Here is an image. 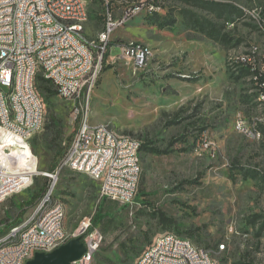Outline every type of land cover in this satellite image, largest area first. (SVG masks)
<instances>
[{"label": "rangeland", "instance_id": "1", "mask_svg": "<svg viewBox=\"0 0 264 264\" xmlns=\"http://www.w3.org/2000/svg\"><path fill=\"white\" fill-rule=\"evenodd\" d=\"M109 1L116 17L133 4L156 2L160 17L168 14L176 22L165 27L150 23L147 14L157 10L145 8L114 32L106 58L95 50L99 73L89 101L90 123H107L168 153L139 152L138 194L131 202L109 203V217L95 228L103 237L89 264H134L162 233L190 237L220 264H264V94L258 97L248 78L237 80L228 72L232 61L247 54L258 66L264 63V0H215L233 2L244 11L227 29L241 43L228 47L184 26V8L217 20L204 4ZM89 11L91 33L86 30V35L100 43L105 1L94 0ZM122 41L149 45L153 57L148 65L140 68L122 57L127 55L116 45ZM39 95L44 128L26 139L28 147L4 148L16 168L28 173L29 184L0 202V236L28 220L45 197L49 186L35 205L27 204L44 187L45 173L59 164L78 127L72 101L58 94ZM6 143H13V136ZM89 175L64 168L52 191V203L66 204L69 235L89 219L91 224L102 200L101 179ZM22 208L26 211L20 215ZM157 210L175 224L160 223ZM196 228L193 236L187 233Z\"/></svg>", "mask_w": 264, "mask_h": 264}, {"label": "built area", "instance_id": "2", "mask_svg": "<svg viewBox=\"0 0 264 264\" xmlns=\"http://www.w3.org/2000/svg\"><path fill=\"white\" fill-rule=\"evenodd\" d=\"M84 2L0 1V54H4V61H0V202L29 184L28 173L16 168L11 154L4 148L10 146L12 150L40 131L39 107L44 104H39L32 94L34 54H42L46 74H50L58 95L73 102V120L78 122L59 164L52 172L45 173L53 179L48 192L25 218L33 219V228L21 236H0V264H24L33 253L54 250L83 235H86L87 250L76 263H90L102 241V234L97 229L87 233L89 219L73 235H66L67 214L60 213V206L66 204L59 200V207H52L54 181L64 168L73 170V164H82L83 168L87 159H95L94 174L89 176L96 179L98 175H105L101 198L131 202L139 191L142 141L133 142V136L118 135L107 123L91 124L89 101L99 73V67H94L95 50H102V57L106 51L111 52L113 34L124 26L127 15H138L145 8H157L159 13L160 6L154 2H140L116 17L110 10V1L105 0L103 37L100 43H91L83 25L71 24V15L84 14ZM59 14H68L69 22H59ZM119 48H127V56L122 57L131 58L140 68L146 67L153 57L151 47L143 42H122ZM9 79H17L16 98H9ZM9 108H16L18 120L9 121ZM238 127L243 130L241 124ZM6 136H13V143H6ZM111 149H119V156H111ZM104 160H113L110 172H101ZM38 209H45L42 221H35ZM224 248V243L219 245L220 250ZM134 264H220V259L196 245L190 237L166 234L157 237L155 246L147 245L145 255L139 256Z\"/></svg>", "mask_w": 264, "mask_h": 264}, {"label": "trees", "instance_id": "3", "mask_svg": "<svg viewBox=\"0 0 264 264\" xmlns=\"http://www.w3.org/2000/svg\"><path fill=\"white\" fill-rule=\"evenodd\" d=\"M93 1V0H92ZM101 1V0H97ZM191 3L204 4L206 7H210L211 12L215 14L217 20H208L206 18H202L199 14L192 11L190 8H184L181 10L183 24L187 29L197 30L201 33H204L206 36L211 38L212 40L221 43L225 47L230 45L238 46L241 43V40H235L234 37L230 36L228 32V26L231 23L236 21V18L241 17L244 13L243 8L238 6L233 2H219L215 0H188ZM157 4L156 2H154ZM159 5V4H157ZM152 16L149 19L150 23L159 25L161 27L172 26L175 24V19H168V14L165 17H160L158 12L153 14H147ZM236 17V18H235ZM123 42V41H122ZM121 42V43H122ZM109 52L106 51L103 54V58L108 56ZM106 68H104L105 70ZM228 72L231 77H235L237 80H241L242 78H248L249 81L253 84V87L256 89V95L259 97L261 93L264 94V63L258 66L254 61H252L251 56L247 54L245 58L240 57L237 60L231 62L228 68ZM42 74H39L36 78V87L39 92L49 93V94H58L52 82ZM173 122H177L174 120ZM145 150L151 153L163 154L168 153V150H163L155 146H150L149 144L142 141L140 146V151ZM56 166L51 168L54 170ZM247 177V176H246ZM254 177V176H253ZM49 177H46V181L44 187H42L38 192H34L30 199L27 201L28 206L35 205L41 197L46 193L47 188L49 186ZM116 202V200H111L108 198H102L99 207L96 211V214L91 218V224L89 226L88 232L93 231L96 227L102 224V218L109 217V203ZM25 209L22 208L21 214L25 213ZM157 216L159 218V222L163 223L166 226H172L175 224V220L172 217H168L165 212L162 210H157ZM103 218V219H104ZM199 229H193L190 232H187L191 236L195 234V231ZM86 235L82 236V241L84 242V238ZM151 243V242H150ZM149 243V244H150ZM148 244V245H149ZM144 251V250H143Z\"/></svg>", "mask_w": 264, "mask_h": 264}, {"label": "bare ground", "instance_id": "4", "mask_svg": "<svg viewBox=\"0 0 264 264\" xmlns=\"http://www.w3.org/2000/svg\"><path fill=\"white\" fill-rule=\"evenodd\" d=\"M91 1L92 0H85L84 14L71 15V24L73 26L83 25V27H85L86 23L88 22L89 5ZM146 9L149 10L150 12L152 11L154 12L157 10V8H146ZM135 15L136 14L127 15L124 18V24L128 22ZM59 22H69V15L59 14ZM102 37H103V30H101V32L99 33L98 39L101 41ZM91 43L93 42L91 41ZM121 54L127 55V48H121ZM0 61H4V54H0ZM33 63H34V68L32 70V78L34 79L35 83H32V94L34 96V99L37 100L39 104H44L41 96L39 95L37 87H36V78L39 74H42L43 77L50 80V74H46V67H45V62H44V58L42 57V54H34ZM98 64L99 63L97 62L96 56H95L94 67H98ZM16 87H17V79H9V98H16V95H17ZM16 120H18V113H16V108H9V121H16ZM101 123H104V122H101ZM44 125H45V106L42 105L39 107L40 130L44 128ZM118 135H125V134L118 133ZM126 135L133 136L130 134H126ZM7 138L8 136H6V142H7ZM133 142H141V140L137 138L136 136H133ZM23 145L27 146L25 142H21L19 143V145H16V146H23ZM111 156H119V149H111ZM112 167H113V160H104V163H102L101 165V172H110ZM73 168L86 172V173L94 174L95 159H87V161H85V166L83 168H82V164H73ZM97 178L101 179V187H104L105 175H98ZM55 184H56V180L54 181L53 189L55 187ZM100 194L102 196L101 188H100ZM52 207H59V202L52 203ZM60 213L67 214L66 205L60 206ZM44 217H45V209H38L35 212V221H42ZM32 228H33V219H28L21 225L14 227V229L12 228L9 232L4 234L3 236H21L22 234L26 233V231H30V229ZM166 234H171L174 237H185V236H181L175 233H162V234L157 235L149 246H155V244H157V237H164L166 236ZM66 235H69L67 229H66ZM50 251L52 250H48L47 252H50ZM145 253H146V250L143 252L141 256H144ZM34 255L35 253H33V256H30V258H27L24 264H26L28 260L32 259Z\"/></svg>", "mask_w": 264, "mask_h": 264}, {"label": "water", "instance_id": "5", "mask_svg": "<svg viewBox=\"0 0 264 264\" xmlns=\"http://www.w3.org/2000/svg\"><path fill=\"white\" fill-rule=\"evenodd\" d=\"M86 250L82 237L78 236L50 252H36L26 264H78L76 261L83 257Z\"/></svg>", "mask_w": 264, "mask_h": 264}, {"label": "crops", "instance_id": "6", "mask_svg": "<svg viewBox=\"0 0 264 264\" xmlns=\"http://www.w3.org/2000/svg\"><path fill=\"white\" fill-rule=\"evenodd\" d=\"M94 1V0H93ZM93 1L91 2V3H93ZM97 1V0H96ZM89 18H90V11H89ZM105 20H103V23H102V25H101V27H100V29H99V31H98V33H97V36H98V34H99V32L103 29V27H104V22ZM88 23H89V20H88V22L86 23V25H85V32H86V30L89 32V33H91V30L88 28L87 29V25H88ZM114 39V38H113ZM121 42H119L118 44H116V45H118L119 46V44H120ZM112 46V45H111Z\"/></svg>", "mask_w": 264, "mask_h": 264}]
</instances>
